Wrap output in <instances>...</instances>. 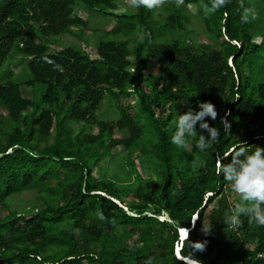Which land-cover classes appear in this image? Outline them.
Instances as JSON below:
<instances>
[{
    "label": "trees",
    "instance_id": "trees-1",
    "mask_svg": "<svg viewBox=\"0 0 264 264\" xmlns=\"http://www.w3.org/2000/svg\"><path fill=\"white\" fill-rule=\"evenodd\" d=\"M118 1L0 0V69L17 55L22 63L17 73L0 70L8 110L0 116V205L8 209L0 264H190L176 246L201 264H264V226L244 216L238 227L225 224L241 201L215 172L221 154L238 145L264 147V0H228L216 10L211 0H163L159 18L156 8L116 12ZM81 10L116 18L97 58L78 44L54 48L62 34L84 39ZM194 16L212 38L209 51L187 45ZM107 99L116 118L98 116ZM200 100L215 105L209 123L221 134L206 151L191 137V150L178 148L170 142L176 112ZM226 112L229 133L220 120ZM91 124L97 133L86 131ZM117 129L125 135L115 137ZM119 146L126 178L97 175ZM137 152L155 177L137 169ZM26 190L37 193L32 207L11 209Z\"/></svg>",
    "mask_w": 264,
    "mask_h": 264
},
{
    "label": "clouds",
    "instance_id": "clouds-1",
    "mask_svg": "<svg viewBox=\"0 0 264 264\" xmlns=\"http://www.w3.org/2000/svg\"><path fill=\"white\" fill-rule=\"evenodd\" d=\"M227 2L228 0H211V9H219ZM162 3L163 0H130V6L135 8L154 9L160 7ZM177 3L182 4L183 0H177ZM244 19H247V16ZM197 105L196 109L189 106L183 113L176 112L170 130V142L178 148H186L188 138L191 137L196 141L194 147L197 150L206 151L214 147L213 141L221 134L218 127L209 123V119L215 121L218 115L213 102L200 100L197 101ZM228 115L226 112L220 118L224 132L227 133L231 128ZM197 125L202 130L199 133ZM215 172L231 185L232 190L239 194L241 201L235 205L234 212L224 219L225 224L238 227L241 224V217L244 216L250 223L264 226V147L256 146L254 150L249 151L245 146L238 145L227 157L221 154ZM191 247L203 250L205 242L194 241ZM179 258L185 260L184 257Z\"/></svg>",
    "mask_w": 264,
    "mask_h": 264
},
{
    "label": "rangeland",
    "instance_id": "rangeland-1",
    "mask_svg": "<svg viewBox=\"0 0 264 264\" xmlns=\"http://www.w3.org/2000/svg\"><path fill=\"white\" fill-rule=\"evenodd\" d=\"M135 7L130 6V0H119L118 1V7L115 9L116 12H123V11H134ZM191 14H195L196 9L190 8L189 9ZM162 12L161 8H156L155 13L156 17H160L159 13ZM81 15L88 18V26L85 28L84 31V39L81 40L79 36L67 33L62 34L58 37V41L54 48H59L65 45L69 44H78L81 45L86 51L89 52L92 58H97V48L96 44L98 40L102 37H108L105 35V31L111 29L116 24V18L114 16H103L100 15L96 10H81ZM190 32L187 33V45L192 46L193 48L199 49V50H205L209 51L213 47V41L212 38L203 31V24L194 16L192 17V21L189 24ZM74 32H79L78 28L74 29ZM120 37H124L123 34L120 35ZM86 41V42H85ZM20 55H17L15 57L10 58L9 61L6 62V66L2 67L0 70L5 71L7 68H11L14 72H19L22 68V63L20 62ZM155 66V62L153 61L151 63V68ZM0 71V72H1ZM22 92L23 94L28 97L32 98L33 91L30 86H22ZM137 101L136 96L132 95L130 97L131 104H134ZM116 104L114 100L107 99L104 105L101 107V109L98 110V116L103 119H113L116 118L118 115L115 113ZM133 112L135 110L132 108ZM8 110L3 105L0 104V116L2 118L7 117ZM6 125L9 126V123L7 122V118L5 119ZM82 125L73 124L71 121L67 122V127L71 131H79L81 129ZM89 133H97L98 127L96 124H91L86 129ZM125 132L120 131L119 129L115 132V137H121L124 136ZM53 136H51L49 142H53ZM45 142H42L44 144ZM188 150L192 149L191 141L188 139V144L186 147ZM101 152V150H100ZM127 151L123 146H119L117 148L112 149L111 153L108 156H105L100 161V164L98 168L96 167V174L97 175H108V176H118V180H124L126 178V171L125 167H123V164L126 161L125 154ZM133 159H135L137 169L140 171V173L147 179L151 177H155V174L151 172L147 160L141 155L140 152H137ZM37 198V193L34 190H26L22 192L20 195L16 196L15 198H12L10 200V207L11 209L18 210L20 212H23L25 209H30L32 207L33 202ZM8 214V209L0 205V217H4ZM162 217V216H161ZM163 217H168L167 213L164 212ZM196 216L193 218V222ZM207 226H204L206 229ZM204 229V230H205ZM182 242V241H181Z\"/></svg>",
    "mask_w": 264,
    "mask_h": 264
},
{
    "label": "bare ground",
    "instance_id": "bare-ground-1",
    "mask_svg": "<svg viewBox=\"0 0 264 264\" xmlns=\"http://www.w3.org/2000/svg\"><path fill=\"white\" fill-rule=\"evenodd\" d=\"M188 233L189 232H188V229L187 228L182 229L181 232H180L181 240L185 239V237L187 236ZM178 255H180L179 252H178ZM179 257H182V256L180 255ZM185 259H188L193 264L198 263L197 261H193L192 259H189V258H185Z\"/></svg>",
    "mask_w": 264,
    "mask_h": 264
},
{
    "label": "water",
    "instance_id": "water-1",
    "mask_svg": "<svg viewBox=\"0 0 264 264\" xmlns=\"http://www.w3.org/2000/svg\"><path fill=\"white\" fill-rule=\"evenodd\" d=\"M196 219V218H195ZM195 219H194V221H195ZM181 236V235H180ZM176 252H177V254H178V252L180 253V248H179V246H176ZM186 261H188L189 263H191L188 259H185ZM198 262V261H197ZM191 264H193V263H191ZM196 264H201V263H196Z\"/></svg>",
    "mask_w": 264,
    "mask_h": 264
}]
</instances>
